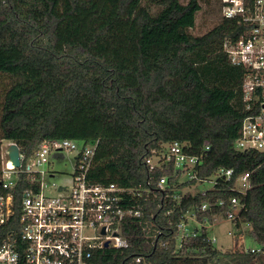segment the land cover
<instances>
[{
  "label": "trees",
  "instance_id": "obj_1",
  "mask_svg": "<svg viewBox=\"0 0 264 264\" xmlns=\"http://www.w3.org/2000/svg\"><path fill=\"white\" fill-rule=\"evenodd\" d=\"M199 3L0 0V75L8 80L0 99V148L13 143L25 161L48 140L97 142L91 180L133 189L145 186L143 160L164 145L185 143L186 153L195 155L208 144L198 177L219 168L232 169L234 176L250 173L242 221L250 226L249 238L264 248L263 159L235 149L244 117L243 70L230 65L221 49L232 25L220 19L216 0L214 26L201 36L189 34ZM149 5L158 13L152 15ZM161 175L166 172L157 171L155 179ZM29 189L37 190L36 182L19 173L0 243L19 231L20 202ZM231 195L222 183L205 196L187 193L175 206L150 195L142 223L159 231L154 243L137 220H126L128 248L100 250L94 264H135L138 257L137 264H264L240 247L214 249L205 233L175 248L174 227L183 213L211 200L227 203Z\"/></svg>",
  "mask_w": 264,
  "mask_h": 264
},
{
  "label": "built area",
  "instance_id": "obj_2",
  "mask_svg": "<svg viewBox=\"0 0 264 264\" xmlns=\"http://www.w3.org/2000/svg\"><path fill=\"white\" fill-rule=\"evenodd\" d=\"M218 2L220 19L232 25L230 34L222 41V52L230 65L243 70L244 117L235 149L259 154L264 166V0ZM11 144H7V148ZM96 146L97 142L48 140L25 161L19 152L18 168L8 161L5 150L0 167V227L13 215L11 190L17 184L18 174L25 173L30 184L35 181L37 190L23 192L19 231L7 234L1 241L0 264H94L100 250L128 248L122 233L126 220H137L144 238L154 243L159 231L152 229L147 221L142 223L145 203L150 195L153 194L162 204L171 202L175 206L189 193L184 191L185 188L208 184V189L196 190L197 194L205 196L219 183L229 186L232 195L227 203L211 200L183 213L174 227L175 248L181 249L201 233H205L207 242L213 245L216 240L207 235L208 230L227 223L234 227L235 246L241 248V253L254 260L264 259V248L254 242L245 247L242 242L243 229H250L249 224L242 221L245 211L242 198L250 189V173L234 176L232 169L219 168L212 176L199 178L197 172L208 159V144H204L195 155L186 153L188 147L185 143L164 145L161 151L143 160L148 174L145 186L133 189L115 184L101 185L91 180L89 175ZM55 163L69 169L63 177L65 183L49 182L57 175ZM157 171L166 172V175L155 179ZM181 184L188 185L178 189ZM226 204L228 209L223 212ZM171 212H165L163 216L168 217ZM106 243L107 248H104ZM159 245L165 246L164 243ZM140 260L138 257L133 263Z\"/></svg>",
  "mask_w": 264,
  "mask_h": 264
},
{
  "label": "rangeland",
  "instance_id": "obj_3",
  "mask_svg": "<svg viewBox=\"0 0 264 264\" xmlns=\"http://www.w3.org/2000/svg\"><path fill=\"white\" fill-rule=\"evenodd\" d=\"M181 4H186L187 0H179ZM143 4H147V0H143ZM200 11L195 16V24L192 29H190L188 32L189 34L193 36H201L208 32L214 24L217 22V19L219 18L217 14V4L216 0H209V3H206L204 0H200ZM149 10L152 15H155L158 13V8L149 5ZM8 87V80L5 75H0V99L2 96V93L5 89ZM7 150V144H2L0 148V167L2 162L4 161L2 159V156ZM54 168L56 169L57 175H55L54 179L49 180V182H58V183H65V177L66 173L69 169H67L64 165L61 163H55ZM64 174H61V173ZM210 186L208 184L198 185L197 187L190 186L189 188H185V192H189L191 194H195L198 191H202L205 189H208ZM197 188V189H196ZM235 233L234 227L231 224H219L212 229L208 230L207 235L213 237L216 242L212 245V247L220 252L223 253H229L233 250L235 246L236 239L233 238V234ZM249 228L243 229V239L242 242L244 243L245 247H250L254 243L249 238ZM239 241V240H238Z\"/></svg>",
  "mask_w": 264,
  "mask_h": 264
},
{
  "label": "water",
  "instance_id": "obj_4",
  "mask_svg": "<svg viewBox=\"0 0 264 264\" xmlns=\"http://www.w3.org/2000/svg\"><path fill=\"white\" fill-rule=\"evenodd\" d=\"M6 152H7L8 161L11 163V165L14 168H18L19 167V160H18L19 151H18L17 146L14 144L9 145ZM102 233H103V230H102ZM104 248H107V243L104 245Z\"/></svg>",
  "mask_w": 264,
  "mask_h": 264
}]
</instances>
